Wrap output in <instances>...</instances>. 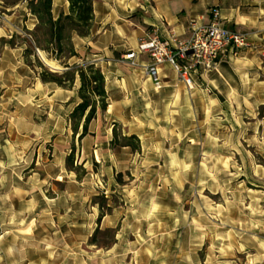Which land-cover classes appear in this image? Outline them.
Segmentation results:
<instances>
[{
  "label": "rangeland",
  "instance_id": "obj_1",
  "mask_svg": "<svg viewBox=\"0 0 264 264\" xmlns=\"http://www.w3.org/2000/svg\"><path fill=\"white\" fill-rule=\"evenodd\" d=\"M252 58L249 79L225 64L214 88L135 104L125 126L97 113L81 140L69 115L44 134V114L30 140L18 112L17 151H0V264H264V55ZM114 125L140 134L139 151L111 145Z\"/></svg>",
  "mask_w": 264,
  "mask_h": 264
},
{
  "label": "crops",
  "instance_id": "obj_2",
  "mask_svg": "<svg viewBox=\"0 0 264 264\" xmlns=\"http://www.w3.org/2000/svg\"><path fill=\"white\" fill-rule=\"evenodd\" d=\"M92 9L89 36H73L78 58L70 59L68 64L81 65L85 61L101 70L108 102L102 114L110 117L112 124L125 126L126 119L137 117L139 108L135 104L152 105L161 98L162 102L175 103L179 94L197 93L205 85L214 88L213 84L222 78L225 64L241 65L247 72L243 77L249 79L252 57L264 55V0H93ZM213 9L219 11L227 30L246 36L247 47L225 51L212 70L193 77L191 89L182 86L170 67L164 65L158 68L162 89L156 91L154 81L147 78L142 68H131L122 62V56L135 51L138 42L152 31L162 40L172 34L184 38L191 25L208 24ZM60 13H68L67 1L52 0L53 18ZM36 24V18L28 11L27 0L12 8H3L0 2V151H17L18 112L19 125H26L28 139L34 140L38 139L36 116L46 115L47 128L43 132L47 134L52 128V136H56L59 130H64L68 115L80 102L78 80L73 90H63L53 84H42L38 70L26 66L23 57L26 45L19 46L17 37L24 30L32 31ZM12 39L15 46L9 44ZM85 50L89 54L83 57ZM141 61L146 58L142 56ZM129 136L141 140L137 132ZM94 147L97 154L98 146ZM34 229L35 225L31 226L30 230Z\"/></svg>",
  "mask_w": 264,
  "mask_h": 264
},
{
  "label": "trees",
  "instance_id": "obj_3",
  "mask_svg": "<svg viewBox=\"0 0 264 264\" xmlns=\"http://www.w3.org/2000/svg\"><path fill=\"white\" fill-rule=\"evenodd\" d=\"M24 0H0L3 8H12ZM68 13H60L56 19L52 16V0H27L29 13L36 18L37 24L32 31L24 30L19 35L20 45H26L24 62L28 67L40 70L42 84H53L63 90H73L78 80L77 97L79 103L69 114L68 122L73 135L79 134V140L88 134L89 124L95 120L97 113H105L108 107L105 91V78L94 64L69 65L68 61L78 58L72 42L73 36H89L93 22V0H66ZM10 46H15L12 39ZM36 50L44 53L48 60L56 62L64 70L53 72L39 60ZM111 145L139 151V140L136 136H118L115 125L112 130ZM74 150L68 155L66 165L73 168ZM103 203L106 199L101 197ZM98 223L106 216L103 206H99ZM90 245H97L94 236Z\"/></svg>",
  "mask_w": 264,
  "mask_h": 264
},
{
  "label": "built area",
  "instance_id": "obj_4",
  "mask_svg": "<svg viewBox=\"0 0 264 264\" xmlns=\"http://www.w3.org/2000/svg\"><path fill=\"white\" fill-rule=\"evenodd\" d=\"M247 47L244 34L227 30L217 9L210 12L206 25H191L186 37L170 35L160 39L156 31L142 38L135 51L122 56L131 68H142L147 78L154 81V89H162L158 68L164 65L177 75L179 81L191 89L193 77L199 71H210L227 50H242ZM144 56L146 61H141Z\"/></svg>",
  "mask_w": 264,
  "mask_h": 264
},
{
  "label": "water",
  "instance_id": "obj_5",
  "mask_svg": "<svg viewBox=\"0 0 264 264\" xmlns=\"http://www.w3.org/2000/svg\"><path fill=\"white\" fill-rule=\"evenodd\" d=\"M36 53L39 55L40 59L45 63V60H44V58L42 57L41 53H40L38 50H36ZM45 65L48 66L46 63H45ZM48 67H49V66H48Z\"/></svg>",
  "mask_w": 264,
  "mask_h": 264
}]
</instances>
